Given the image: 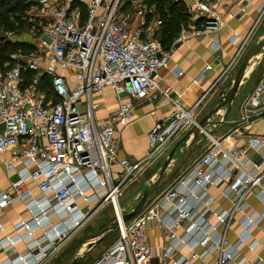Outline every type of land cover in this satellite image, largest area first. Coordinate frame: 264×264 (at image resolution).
<instances>
[{
    "label": "built area",
    "instance_id": "2783aa9c",
    "mask_svg": "<svg viewBox=\"0 0 264 264\" xmlns=\"http://www.w3.org/2000/svg\"><path fill=\"white\" fill-rule=\"evenodd\" d=\"M48 1L37 3L43 10ZM124 1L85 0L84 11L76 7L70 16L60 11L40 28L32 51L12 53L10 61L0 66V154L12 151L5 168L15 174L9 181L11 191H0V207L21 200L31 211L29 221L15 224L13 237L0 238V251L18 240L29 239L31 232L42 229L50 216L59 219L41 236L29 240V250L16 256L12 264H29L38 256L36 264L41 263L61 250L98 208L111 203L115 210L123 187L197 118L206 93L189 107H182L169 96L171 89L161 87L156 78L188 33L223 27L217 8L225 0H173L183 3L200 25L196 27L191 21L188 28L182 26L169 48L155 36L161 19L153 15L148 20L147 14L153 9L142 3L134 5L135 0L125 9ZM251 3L244 0L239 12L245 13ZM263 14L264 0H260L252 27L220 77L242 56ZM47 58L59 69L71 70L74 84L56 72L55 66L42 67L41 62ZM25 69L33 71L28 80L22 73ZM42 75L50 77L52 96L47 97L41 88ZM105 87L114 92L117 107L100 119L95 113L100 104L94 95ZM161 97L169 98L173 110L151 126L143 157H119V133L127 126L131 110ZM263 100L264 75L240 104L242 120L247 121L250 113L258 111ZM244 131L237 124L220 138L208 137L203 152L172 183L156 193L136 216L118 224L116 240L90 264H154V259L155 264H195L194 260L197 264H228L236 255V246L229 244L226 232L234 214L248 205L249 194L254 195L261 209L242 215L238 242L247 243L254 251L258 243L249 240L250 230L263 223L264 233V137ZM240 136H245L243 145L228 143V139ZM30 182L41 192V198H33ZM209 188H217L223 198L230 200V207L212 208L214 197ZM151 224L163 238L156 247L147 241ZM180 227L182 235L177 232ZM21 230L26 235H18ZM184 247L189 250L187 255L181 253ZM212 253L216 257L209 262L206 257ZM234 264H264V259L257 256L251 262L241 256Z\"/></svg>",
    "mask_w": 264,
    "mask_h": 264
},
{
    "label": "crops",
    "instance_id": "0c3cea01",
    "mask_svg": "<svg viewBox=\"0 0 264 264\" xmlns=\"http://www.w3.org/2000/svg\"><path fill=\"white\" fill-rule=\"evenodd\" d=\"M252 1L251 6L247 7L245 13H240L239 8L243 5L244 0H225L218 5V12L224 25L218 31L205 32L200 34L188 33L185 40L175 46L170 55V60L166 68L160 69L157 75V81L161 87L168 86L170 91V97L176 99L182 107H189L193 104L202 94H205L202 100V106L196 113L202 117L211 107L212 103L217 96L222 94L227 88L232 79V76L240 62L243 54L249 46L251 40L249 38L248 45L245 49H242V56L238 61L233 64L231 69L226 74L220 77V74L224 71L231 59L236 54L242 39L248 34L252 27L257 15V8L260 0ZM135 4L142 3L140 0H135ZM80 8L82 11L85 9V0H49L46 7L42 10L41 17L46 15L57 16L60 11L65 10L66 15H71L74 8ZM200 21V20H198ZM196 24V22H194ZM200 24V23H199ZM197 26V24H196ZM190 28V26H189ZM188 32H191L190 30ZM233 34H236L235 39H231ZM264 35V30L255 39L258 40ZM35 39V38H34ZM36 40V39H35ZM34 40V41H35ZM33 41V42H34ZM30 42V43H33ZM55 66V71L66 75L70 85L74 84L73 72L71 70H61L56 67V64L52 59H48L41 62V66ZM209 66L208 68H206ZM181 72V74H178ZM264 75V49L254 55L249 64L246 67L245 73L239 83V86L235 92L234 98L231 102V108L224 116L226 105H224L218 112H216L212 119L222 120L224 123L216 124L208 127L212 130V136L220 138L233 129L237 124H241L244 133H251L257 136L264 137V100L260 102L258 110L263 111L261 114L256 115L253 119L243 121L242 112L240 110V104L243 99L252 91L255 84ZM212 86V88H211ZM94 100L99 102L100 107L95 111L96 117L103 119L108 112L113 111L117 107L116 98L114 92L109 87H105L100 93L94 95ZM173 110L171 101L167 97H161L155 102H144L137 104L131 110L130 118L127 126L122 128L119 133L120 145H119V157L126 156L129 159H139L145 154V150L148 145L147 134L151 126L155 121L164 120ZM250 113L248 116L252 115ZM141 117L147 118L146 127L139 133V145H136V138L132 137L130 133V126L133 120H138ZM243 121V122H242ZM1 129V124H0ZM188 128L181 132V136L185 134ZM219 129L220 134L216 135L213 130ZM127 133V136L125 137ZM207 139V138H205ZM200 141V140H199ZM198 141V143H199ZM228 143H234L237 146L243 145L245 136H240L236 139H228ZM174 140L167 148L169 151L172 146L175 145ZM197 143V144H198ZM165 150V151H167ZM12 151H6L0 154V191H11L9 181L15 178L13 172H7L5 168V161L11 158ZM256 157L255 153L251 155ZM117 168L116 166L114 167ZM31 192L33 198L38 199L42 197L38 188L30 182ZM209 193L214 197L211 204L212 208L222 206L229 208L231 205L230 200L223 198L217 188H209ZM248 205L241 212L238 211L234 214L230 227L226 232L229 244L236 246V255L228 264H234V261L241 256L248 258L251 262L255 261L257 256H261L264 259V233L263 223L254 226L250 230V239L256 240L257 246L254 251L249 250L247 243L238 242V234L242 230L240 220L243 214H248L251 211H259L261 205L254 198V195L249 194L247 196ZM81 206L85 204L81 203ZM92 207V204L88 206ZM25 202L18 200L12 204L0 207V238L13 237L16 234L15 224L20 221H29L31 219V213ZM58 217L52 215L48 218V223L42 226V229L38 228L31 232L29 239L23 238L18 240L15 245L7 250L0 251V264H12L13 259L16 256L25 254L29 248L27 247L28 241L41 236L47 230L48 227L54 226L58 222ZM88 232V231H87ZM178 234H183V228L177 230ZM25 233V230H21L18 235ZM116 233V234H115ZM26 235V233H25ZM118 236V231H111L104 235L103 238L95 242L92 246L82 250L78 254L75 264H90L95 258H97L105 249L110 247ZM147 241L151 246H159L163 242V238L160 230L155 225H150L147 229ZM69 242V240H68ZM66 242L63 247L68 243ZM42 245V244H41ZM62 247V248H63ZM200 251V248L196 249ZM62 250H59L55 255L50 256L42 260L39 264H60L65 257L62 256ZM182 254L187 255L189 253L188 248L184 247L181 250ZM215 253L208 254L206 259L212 262L215 259ZM40 260V257L32 258L29 264H36ZM154 264L156 259L153 260ZM197 264L198 260H194Z\"/></svg>",
    "mask_w": 264,
    "mask_h": 264
},
{
    "label": "water",
    "instance_id": "95a60500",
    "mask_svg": "<svg viewBox=\"0 0 264 264\" xmlns=\"http://www.w3.org/2000/svg\"><path fill=\"white\" fill-rule=\"evenodd\" d=\"M262 49H264V35L258 41L248 47L240 62L238 63L228 88L222 94L216 97L209 110L201 118H196L195 122L189 126L181 138V140H187V144L180 154L174 159L170 169L168 170V166L171 163L177 144L172 146V148L169 150L168 155L163 160L158 169L157 175L144 188L135 205L129 211L123 214L120 213L119 216H117L115 212L112 217H110L96 229L86 232L74 243L60 264H75L78 254L82 250L92 246L107 233L116 230L118 228V224L125 223L136 216L145 207L148 201L158 192V190L176 173L179 167L191 154L198 141L200 139H205L212 136V130H210L208 127L224 123L223 119H212L213 115L224 105L227 107L224 116L227 114L231 108V102L234 98L235 92L239 86L243 74L245 73L247 65L254 55L259 53ZM262 112L263 111L261 110L253 112L252 115L247 116V120L253 119L256 115H259Z\"/></svg>",
    "mask_w": 264,
    "mask_h": 264
},
{
    "label": "rangeland",
    "instance_id": "374dc122",
    "mask_svg": "<svg viewBox=\"0 0 264 264\" xmlns=\"http://www.w3.org/2000/svg\"><path fill=\"white\" fill-rule=\"evenodd\" d=\"M134 4V3H133ZM152 8V7H150ZM42 7L36 4V6H30L29 9L26 11V14L28 15V20L34 24L32 28H26L24 29L21 34L19 35V38L27 41V42H33L37 36L40 35V28L47 24L48 22H51L55 16L52 15H46L44 17H41L39 15L42 14ZM257 16V15H256ZM148 20H151L149 18ZM264 30V14L260 17V19L257 21L253 32L251 33L250 36V44L255 43V39L258 37V35ZM157 35V34H156ZM155 35V36H156ZM157 37V36H156ZM248 46V47H249ZM247 47V49H248ZM246 49V50H247ZM246 52V51H245ZM244 55V54H243ZM202 106V103L201 105ZM199 106V108H200ZM198 108V109H199ZM197 118H201L199 114L196 116ZM147 123V118L141 117L138 120H133L132 125L130 126V133H132V137H135L136 140V145H139L140 140H139V133L146 127ZM183 132V131H182ZM213 132L216 135H222L223 132L220 134V130L214 129ZM179 132L176 136L175 139L176 142V149L175 152L173 153L172 160L170 165L168 166V170L171 167V164L173 163L174 159L180 154V152L183 150V148L187 144V140H181L182 135ZM227 133V132H226ZM127 136V133L125 137ZM208 144V139H200L199 143L194 147L192 150L191 154L188 156V158L185 160V162L179 167V169L176 171V173L158 190L157 194L162 192L164 188H166L170 183H172L179 175L180 173L188 167L204 150L206 145ZM168 150L164 151L155 161H153L150 165L144 167L142 171L137 174V176L130 182H128L122 189L121 194L118 196V209L120 210L122 214L129 211L137 202L138 198L140 197L142 191L144 188L151 182V180L157 175L158 169L163 162V160L166 158L168 155ZM86 209L88 207L86 206ZM114 207L111 203H106L102 207L98 208L97 211L87 220L85 221L77 231L71 236L69 239V242L63 247L61 250L62 256H66L70 248L74 245V243L82 237L87 231H91L96 229L98 226L103 224L105 221H107L110 217H112L115 214ZM114 230V232H116ZM116 234V233H115Z\"/></svg>",
    "mask_w": 264,
    "mask_h": 264
},
{
    "label": "trees",
    "instance_id": "16d2710c",
    "mask_svg": "<svg viewBox=\"0 0 264 264\" xmlns=\"http://www.w3.org/2000/svg\"><path fill=\"white\" fill-rule=\"evenodd\" d=\"M132 1L134 0H125L123 7L130 8ZM141 1L153 9V13L148 12V19L153 15L161 19L162 24L156 32V36L165 48H169L182 26L188 28L187 25L191 21L196 22V27L200 25V21L190 17L183 3L173 0ZM37 2L38 0H0V66L10 61V54L28 53L34 49L32 43L20 39L19 35L24 29L33 27L34 24L28 20L26 11L30 6H36ZM22 73L26 80L33 75V71L30 69H25ZM40 79L41 88L46 92L47 97L52 96L50 77L42 75Z\"/></svg>",
    "mask_w": 264,
    "mask_h": 264
},
{
    "label": "bare ground",
    "instance_id": "6f19581e",
    "mask_svg": "<svg viewBox=\"0 0 264 264\" xmlns=\"http://www.w3.org/2000/svg\"><path fill=\"white\" fill-rule=\"evenodd\" d=\"M115 210H116V214H117V216H119V215H120V212H119V210H118L117 204H115Z\"/></svg>",
    "mask_w": 264,
    "mask_h": 264
}]
</instances>
